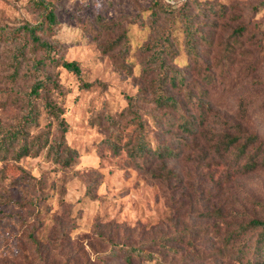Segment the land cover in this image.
Wrapping results in <instances>:
<instances>
[{
	"label": "rangeland",
	"instance_id": "obj_1",
	"mask_svg": "<svg viewBox=\"0 0 264 264\" xmlns=\"http://www.w3.org/2000/svg\"><path fill=\"white\" fill-rule=\"evenodd\" d=\"M38 1L0 0V26H36L43 13ZM45 1L57 21L38 35L52 44L56 60L77 61L81 73L59 64L41 72L55 85L34 99L39 122L30 137L55 134L57 120L43 104L49 100L61 113L66 145L76 155L63 165L48 147L32 151L18 162L34 177L30 182L17 181L12 171L4 179L0 172V264H129L118 247L143 245L154 259L140 264H246L234 242L225 245V239L241 221L264 218V167L240 172L214 145L225 132L234 133L233 122L264 137V0H196L224 5L216 15L205 8L198 13L194 0H161L194 17L202 34L199 66L187 54L183 25L173 15L161 13L152 21L156 0ZM239 27H245L241 36ZM172 29L176 53L169 62L187 72L199 106L190 108L205 119L190 134L178 127L177 112L156 108L154 73L145 68L151 53L139 48ZM15 46L0 40V126L5 127L24 119L27 94L38 78L33 65L46 56L42 47L29 44L14 74ZM171 93L187 105L185 92ZM129 98L132 110L147 120L149 143L174 148L175 156L166 161L173 170L169 178L151 175L160 161L146 170L133 162L128 147L136 124ZM168 115L171 124L161 125ZM162 239L171 240L173 249L162 248Z\"/></svg>",
	"mask_w": 264,
	"mask_h": 264
},
{
	"label": "trees",
	"instance_id": "obj_2",
	"mask_svg": "<svg viewBox=\"0 0 264 264\" xmlns=\"http://www.w3.org/2000/svg\"><path fill=\"white\" fill-rule=\"evenodd\" d=\"M195 10L198 13H203V8L212 14H221L225 11V6L219 3H205L200 4L196 0ZM38 4L42 7V20L36 25H21L16 28H5L0 26V40H12L13 44H16L12 52L13 66L15 73L18 72L20 65L19 57L24 56L29 44H33L36 47H42L46 52V56L36 61L33 65L36 76L38 77L32 86L31 92L27 94L28 104L27 113L17 125L14 127L0 126V160L3 162L0 172L5 179L8 172L12 171L18 175L17 181L30 182L34 180V177L30 175L18 162L29 156L34 150H42L48 147V152L53 155L56 160L63 165H70L76 155V151L66 145L65 134L67 131L66 125L61 117V113L55 103L49 100L44 101L45 108L48 115L54 116L57 120V130L52 139L49 132H43L33 138L30 137V128L34 125H38V110L34 99L40 96L42 90L47 89L51 85L54 86L53 80L48 77H44L41 72L49 65H57L64 67L65 69L80 75L81 70L77 61H66L62 59L56 60L53 53V46L49 42L42 39L38 34L45 32V30L51 28L56 24V15L50 4L45 0H39ZM150 16L153 17L152 21L156 22L160 18V14L173 15L180 24L183 25V33L185 38V48L187 54L192 59L196 66L200 58L198 56L197 44L199 38L202 36L200 28L196 25L194 17L190 15L185 7L176 9L169 8L161 0H156L154 6L150 9ZM142 18V15H141ZM245 31V27H239L236 29V34L241 36ZM174 30L164 31L153 36L151 41L139 48L144 52H150L147 56L146 70H150L154 73V81L152 83V92L154 96V104L156 108L163 111H172L178 113V120L180 122L178 127L183 134H190L196 132L200 126L204 125L205 119L202 114L197 116L190 108V104L193 107L199 108L193 101V95L188 89L186 83L187 72L180 65L172 66L169 62L170 58H175L176 46L174 43ZM24 34V37H21ZM21 35V36H20ZM122 38H118L110 43L111 48L119 45ZM131 51L129 43L124 46V54L126 62L128 60V54ZM190 60L186 61L185 67H189ZM171 89L182 90L187 105L182 101H179L175 95L171 93ZM128 109L132 115L133 122L136 124L135 131L133 133V144L128 147L130 149V155L133 162L141 170H146L149 167L160 161V165L157 170L151 171V175L155 178H169L172 176L173 170L170 169L166 161L175 156L174 148L168 145H161L160 143L152 145L149 143L148 137L150 131L146 130L147 120L144 119L140 111H133L132 107L135 104L132 98H129ZM202 109V108H201ZM171 115L166 119H161L162 124H171ZM112 121V118L109 117ZM231 123V122H230ZM234 133L225 132L220 137L216 145H214V151L221 158L232 160L233 166L237 167V170L244 173L253 172L261 167H264V137L259 138L257 133H249L245 130L240 123L233 122ZM161 127V126H160ZM163 129V128H161ZM9 159L14 163H6ZM243 173V174H244ZM242 244L236 242L241 241V237L245 236ZM187 236V234H186ZM185 237L183 236L181 242ZM157 241V240H156ZM188 244L193 245L191 239H186ZM234 244L239 249L241 258L239 260L247 259L246 264H261L264 262V218H250L247 221H241L237 229L231 231L225 239V245ZM158 243L162 248L173 249V242L171 240L162 239ZM172 247H171V245ZM146 247V245H143ZM143 246H130V247H118V250L123 254V259L132 264L133 260H136L138 264L142 260H153L154 255L144 249ZM193 250V247L191 248ZM173 252H176L173 250ZM193 252V251H191Z\"/></svg>",
	"mask_w": 264,
	"mask_h": 264
}]
</instances>
